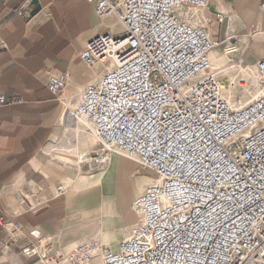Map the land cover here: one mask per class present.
<instances>
[{"label":"built area","instance_id":"built-area-1","mask_svg":"<svg viewBox=\"0 0 264 264\" xmlns=\"http://www.w3.org/2000/svg\"><path fill=\"white\" fill-rule=\"evenodd\" d=\"M95 1L98 18L116 19L123 32L81 51L88 68L104 72L65 117L96 139L92 162L107 163L111 154L135 159L154 184L134 200L139 223L117 251L91 241L64 263L264 264V60L233 62L237 76L218 79L210 55L223 43L211 32L225 16L198 14L213 0ZM236 52L225 46V55ZM66 85L62 74L48 90L60 97ZM19 103L0 95V108ZM30 235L39 245L45 240L39 231ZM23 252L36 256L38 247Z\"/></svg>","mask_w":264,"mask_h":264},{"label":"crops","instance_id":"crops-1","mask_svg":"<svg viewBox=\"0 0 264 264\" xmlns=\"http://www.w3.org/2000/svg\"><path fill=\"white\" fill-rule=\"evenodd\" d=\"M263 3L213 0L198 13L225 16L211 34L223 46L234 45L231 58L244 67L264 60ZM110 27L98 18L95 0H0V95L21 100L0 108V264H56L91 241L117 251L130 235L137 216L126 214L129 203L152 180L131 187L133 166L140 164L119 154L111 161L115 169L98 174L87 159L96 139L65 117L67 105L104 71L88 68L80 53L112 33ZM219 51L210 58L220 74L232 59ZM62 74L67 85L56 97L48 83ZM61 185L69 187L63 196ZM16 224L22 229L15 232ZM32 231L44 236L40 245ZM32 245L38 255L29 257L23 250Z\"/></svg>","mask_w":264,"mask_h":264},{"label":"rangeland","instance_id":"rangeland-1","mask_svg":"<svg viewBox=\"0 0 264 264\" xmlns=\"http://www.w3.org/2000/svg\"><path fill=\"white\" fill-rule=\"evenodd\" d=\"M102 20V19H101ZM104 20H107V22L111 25V27L110 28H112V34H114V35H116V34H122V32H123V29H122V27L120 26V24L117 22V20L116 19H114V18H108V19H104ZM107 33H109V32H106L105 34H107ZM220 50V51H219ZM214 51H219L220 53H222L221 55L224 57V54H225V46H221V47H219V48H217L216 50H214ZM232 57V56H231ZM230 56H227L226 55V58L228 59H232V62H230L225 68H228V70L227 71H225L224 73H220V74H218V79L219 80H221L224 84H227V82L231 79V80H233L236 76H237V74H238V71H237V69H233L232 68V65L234 64V63H238L237 61H235L233 58H231ZM225 58V60L227 61V59ZM234 62V63H233ZM222 69H224V68H221V70ZM103 70H104V68H103ZM104 72V71H103ZM217 73L219 72L218 70L216 71ZM232 94H234V93H232ZM254 94H255V92L252 94V96L251 95H248V94H246L245 96H244V99H243V103H247V102H249L251 99H252V97L254 96ZM257 94V93H256ZM98 148H100V146L98 145ZM97 148V149H98ZM115 154H111V158H110V161L109 162H107V163H102V164H95L94 162H92L91 161V163L94 165L93 166V170L95 169L97 172H98V174H101V173H103V172H105V171H107L109 168H114L115 169V167L116 166H113V162H111L112 161V158L113 157H116L117 155H115ZM119 156V155H118ZM121 156H123V155H121ZM125 157V156H124ZM87 159H90V158H87ZM128 159H130V158H128ZM130 160H133V161H135V162H137L135 159H130ZM83 161H85V159H83ZM88 161V163H87V165H89L90 166V163H89V160H87ZM85 165V164H84ZM133 169H134V171L131 173V175H130V178L128 179L129 181H128V183H129V185L131 186V187H133L134 188V184L135 183H137V182H140V181H142V180H146L147 181V179L146 178H148V179H151L152 180V182H151V184H154V178H153V175H152V173L151 172H149L148 170H146V169H144L141 165H138V164H135L134 166H133ZM86 171H89V167L87 168V170H85V168H83V175H85V173H86ZM148 184H150V183H148ZM147 184V185H148ZM150 184V185H151ZM146 185V186H147ZM149 185V186H150ZM148 187V186H147ZM136 198H133L131 201H130V203H129V207H128V209H127V212H126V214H132V216H133V211H132V204H133V202H134V200H135ZM132 219L134 220V224L131 226V228H130V232H131V229L135 226V225H137L138 223H139V218L137 217V219L135 218V216H133L132 217ZM136 220H137V222H136ZM65 258V257H64ZM64 258H59V260H58V262L56 263V264H65L64 263ZM92 264H102V261L101 260H99V259H97V260H95Z\"/></svg>","mask_w":264,"mask_h":264},{"label":"bare ground","instance_id":"bare-ground-1","mask_svg":"<svg viewBox=\"0 0 264 264\" xmlns=\"http://www.w3.org/2000/svg\"><path fill=\"white\" fill-rule=\"evenodd\" d=\"M225 70H227V69H225ZM221 71H224V70H221ZM218 74H219V72H218Z\"/></svg>","mask_w":264,"mask_h":264}]
</instances>
